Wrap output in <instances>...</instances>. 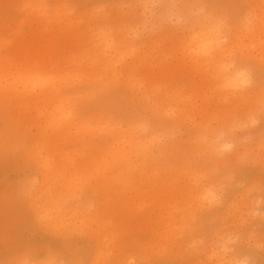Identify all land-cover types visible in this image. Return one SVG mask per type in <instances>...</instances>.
<instances>
[{"label": "rangeland", "instance_id": "rangeland-1", "mask_svg": "<svg viewBox=\"0 0 264 264\" xmlns=\"http://www.w3.org/2000/svg\"><path fill=\"white\" fill-rule=\"evenodd\" d=\"M206 2L0 0V215H12L0 218V234H12L0 236V264H190L211 248L226 262L264 264V0H212L236 6L227 29L201 10ZM191 24V34L235 37L229 55L251 73L248 85L225 87L203 56L193 67L175 33ZM101 153L113 154L120 180L92 177ZM34 157L51 173L39 174ZM39 189L59 193V215L47 211L49 221L62 217L60 230L40 229L34 210L48 200L35 203ZM161 205L176 228L187 217L167 230L172 255L144 219ZM108 216L146 250L126 236L110 240L114 233L111 254L97 259L84 232ZM120 245L122 255L113 251Z\"/></svg>", "mask_w": 264, "mask_h": 264}, {"label": "bare ground", "instance_id": "bare-ground-1", "mask_svg": "<svg viewBox=\"0 0 264 264\" xmlns=\"http://www.w3.org/2000/svg\"><path fill=\"white\" fill-rule=\"evenodd\" d=\"M143 6H145V4H143ZM144 12H142V13L139 12V16H138L139 19H140V17H142V15H144ZM192 27H193V25L191 24L188 27V33H186V34H185V30L177 31L178 28H177L175 33H177V35L179 37H182V39L185 40V43H186L185 44V50L187 52V55H188V58L190 59V61H192L194 63L193 67L195 69H197L196 67H199L200 62H199L198 57L203 56V58H206V62L201 63V65L205 64L207 67H209L208 65L213 64V68L214 69L216 68L219 71L218 72V75H219L218 78L220 79L222 85H224L225 87L231 86L234 89H236L242 85L243 86L248 85L249 83L248 84H241L240 79L238 78L239 72H241V71L246 72L247 70L241 64L232 60V58L229 55L230 49L233 46H235V41H236L235 37L229 38V35L227 33L222 34L220 30L198 31L197 33L194 32L193 34H191L192 31L190 32V29ZM163 32H167V30H164ZM246 32L251 33L250 30H247ZM238 33H244V31L240 29ZM225 39H229V41L228 42L224 41ZM230 42L232 44H230ZM205 46L208 47V54L207 55L203 54L201 51ZM104 51H105V54L108 56H113L115 54L113 49L109 45L106 46ZM62 126L63 127L61 129L59 128L58 132L62 133V132H64L66 127H68V125L66 123H63ZM124 142H127V141H124ZM147 147L149 148V150L146 149V151H149V154L153 155L154 146L153 145L150 146L147 144V145H145V148H147ZM99 156H100V161L104 166H102V165L96 166L93 169L92 177L93 176L102 177L103 174L105 175L107 172H110V174H107L110 181L120 180L119 175L113 174V170L116 169V166L114 164L115 162L113 160V154L101 153ZM33 161L38 166V173L41 174L42 176H47V174H50L51 171L54 169V166L51 163L47 162L45 159H43L41 157H34ZM38 161L40 164H38ZM63 161L67 162V159L65 158ZM88 172L90 173V171H88ZM9 186L11 187V189L13 191L14 190L13 183H11ZM9 191H11V190H9ZM12 191H11V194H12ZM1 193L4 194L3 192L0 191V196L2 195ZM43 194H45V196H46L45 198L48 201L45 204L37 205L35 210H34L35 215L36 214L42 215V217L40 216L41 218L39 217L40 219L38 222L39 224H41L40 229L44 230V232H47V233L51 230L52 231L53 230H60L63 227V225L65 224L62 217L56 218L55 221H49L50 220L48 218L49 212L47 211L49 209L48 208L49 205H51L52 211H55V213L57 215H59L60 209H58V207H59L60 195L58 192H56V190H53V191L47 190L44 192V190L39 189L38 194L33 199L35 201V203L37 202V200H39L38 198L41 197ZM203 195H205V194H203ZM211 195H212V193H211ZM104 198H105L104 199L105 206L109 207L111 204L110 197H104ZM124 200H125V203H127V200L126 199H124ZM155 210H157V211H153L151 213H150V211H148L147 212L148 216L144 217V219H146L149 222L150 225L148 224V227H151V229L153 230V235L156 238L155 243L157 245H160L162 250L169 252V254L172 255L174 253L172 250L173 239L171 238L170 234H168L167 230H169L172 227L176 228L177 221H176L175 216L173 215V212L171 210L167 211L166 217L162 216L163 205L159 206ZM3 211L1 213L2 215H0V218L1 219L4 218V220L7 219L8 221H10L11 220L10 216H12L11 213H9L6 210H3ZM5 212H7V213H5ZM135 215L137 216L138 214H135ZM109 218L110 217L108 216L107 219L101 218L102 219L101 221H94L93 224L89 228L90 232L89 233L84 232V235H86L89 240H92L94 242V245L96 248L94 254H95V257L97 259L101 258V257H107L111 254L110 251H112L111 250L112 247L110 245H108L109 235H113L115 233L111 237L110 240H113L114 237L116 239H119L120 237L123 238L126 236V234H125L126 222L124 224V222L121 220L120 221L121 228H118L115 225L109 224L106 221ZM43 220L45 222L44 224H42ZM80 221H82V219H79V222ZM186 221H187L186 214L184 211H182L181 212V219H180L181 223L179 226H177L176 229L181 230L182 227H185L187 224ZM82 224L83 223L80 222V225H78L76 227L80 228ZM118 224H119V222H118ZM157 225H161L163 227L162 232H160L158 230ZM74 228H75V226H74ZM80 230H82V228H80ZM11 235L12 234L9 233V230L0 234V236H4V237H8ZM126 239L127 240L125 242V245H127L128 247L136 248V250L139 253L142 252V249L146 250L144 245H141V244L136 245L135 243H133V240L128 235L126 236ZM166 242H169V243H166ZM68 247L69 246L67 244L62 243L57 249L62 248L61 251L67 255H71V256H80L81 255L79 252H77L76 249H74V248L69 249ZM39 248L40 247H36V249H39ZM113 251H115L117 254L122 255L123 254V245H120L119 247H114ZM49 253H52V252L49 251ZM205 253L199 251V252L192 254L191 256L196 257V260L193 263L190 262V264H194V263L197 264L200 262H204L205 258L209 261L208 264H247V262H248L247 260H245L243 258H237L235 256H228L229 258H228V261H227L228 263H227L226 262V260H227L226 256H223V254H224L223 250H222V253H223L222 256H218L217 253L214 252V250L212 252V248H211V252L206 253L207 256L205 255ZM185 254L187 255V253H185ZM215 259H216V261H214Z\"/></svg>", "mask_w": 264, "mask_h": 264}, {"label": "snow or ice", "instance_id": "snow-or-ice-1", "mask_svg": "<svg viewBox=\"0 0 264 264\" xmlns=\"http://www.w3.org/2000/svg\"><path fill=\"white\" fill-rule=\"evenodd\" d=\"M200 8L203 12L207 14V17L216 23L218 29H227L229 25L233 22L235 16L237 15L236 6L227 5L223 3H213L212 0H207L206 3L201 4ZM188 32V27L185 28V34ZM202 53L208 54V47L205 46ZM238 78L241 84H248L251 80V73L241 71L238 73ZM229 195L228 192L219 193L215 199L223 200ZM71 264V262H69ZM251 264V262H247Z\"/></svg>", "mask_w": 264, "mask_h": 264}]
</instances>
